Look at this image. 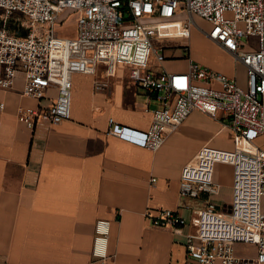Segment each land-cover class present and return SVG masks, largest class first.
<instances>
[{
	"label": "built area",
	"instance_id": "1",
	"mask_svg": "<svg viewBox=\"0 0 264 264\" xmlns=\"http://www.w3.org/2000/svg\"><path fill=\"white\" fill-rule=\"evenodd\" d=\"M63 13L76 14L75 36L57 34ZM194 24L246 65L244 85L192 58ZM243 36L252 38L245 42ZM155 40L163 44L157 46ZM183 59L187 70L164 66ZM101 63L117 81L116 105H121L126 76L158 104L147 130L110 117L109 133L156 150L194 111L229 130L232 147L203 144L181 171V196L203 203L191 217L196 230L187 233V257L195 264H263L264 148L256 139L264 134V0H0V87H11L22 71L23 93L39 100L35 107L18 109L20 121L32 127L39 120L56 124L69 119L72 74L95 72ZM52 86L55 99L42 103L51 99ZM95 86L103 83L95 81ZM4 105L0 101V108ZM218 161L233 166V196L224 206L211 200L218 188L213 179ZM147 214L153 224L176 230L187 222L167 206ZM97 232L95 255L98 264H107L108 221L99 220ZM238 242L254 244L256 255H237Z\"/></svg>",
	"mask_w": 264,
	"mask_h": 264
},
{
	"label": "crops",
	"instance_id": "2",
	"mask_svg": "<svg viewBox=\"0 0 264 264\" xmlns=\"http://www.w3.org/2000/svg\"><path fill=\"white\" fill-rule=\"evenodd\" d=\"M64 23H70L76 35V14L63 13L56 28ZM207 40L230 60L228 66L212 68L244 85L246 65L217 41ZM183 61L181 68L170 66L173 61L164 66L187 70L188 60ZM24 81V73L18 71L11 87H0V101L5 103L0 108V264H98L99 220L109 226L107 264H195L187 257V233L196 230L191 217L203 203L181 196V171L203 144H213L217 133L229 130L194 111L156 150L109 133L110 117L147 130L156 101L126 76L121 105H116L117 81L102 63L95 72L72 74L69 119L56 124L39 120L31 127L17 117L20 107L39 104L23 93ZM95 81L103 87L97 88ZM48 94L51 99L42 103L54 100L57 88L50 87ZM187 139L191 142L184 147ZM256 143L264 148V134ZM180 145L178 154L175 146ZM213 179L218 188L211 200L228 205L233 196L232 164L218 161ZM161 206L187 219L180 230L151 222L148 211L155 213ZM235 252L253 257L257 248L238 242Z\"/></svg>",
	"mask_w": 264,
	"mask_h": 264
},
{
	"label": "rangeland",
	"instance_id": "3",
	"mask_svg": "<svg viewBox=\"0 0 264 264\" xmlns=\"http://www.w3.org/2000/svg\"><path fill=\"white\" fill-rule=\"evenodd\" d=\"M196 21L198 24H200L202 27L207 29L209 25L205 22L204 19L200 17H196ZM209 24V23H208ZM58 35L62 36H72L73 35V28L70 23L63 24L57 27L56 29ZM75 36V35H74ZM208 35L200 28L194 24L192 35L190 38V55L192 58L202 64H207L210 67L213 68H221L222 66H228L230 64V60L220 51H218L216 48L212 46V44L207 40ZM252 37L243 36L242 40L245 42H250ZM155 45L160 46L163 44L160 40H155ZM183 43L182 40H177L176 44ZM186 56L189 54V51L185 52ZM183 60L181 61H174L170 66H173L174 68H181L183 66ZM133 83L136 84L135 81ZM143 89V88H142ZM157 102H154L151 104L152 108L157 107ZM191 142V139L185 140L184 147L189 145ZM213 145L216 146H223V147H231L232 141L230 140L229 132L222 130L214 137L212 141ZM183 148L182 145L175 146L176 153L179 154V150Z\"/></svg>",
	"mask_w": 264,
	"mask_h": 264
}]
</instances>
